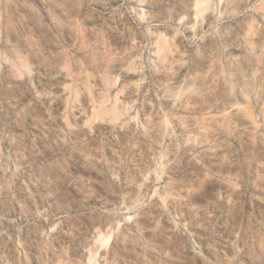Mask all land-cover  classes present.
Wrapping results in <instances>:
<instances>
[{
    "label": "rangeland",
    "instance_id": "obj_1",
    "mask_svg": "<svg viewBox=\"0 0 264 264\" xmlns=\"http://www.w3.org/2000/svg\"><path fill=\"white\" fill-rule=\"evenodd\" d=\"M0 264H264V0H0Z\"/></svg>",
    "mask_w": 264,
    "mask_h": 264
}]
</instances>
